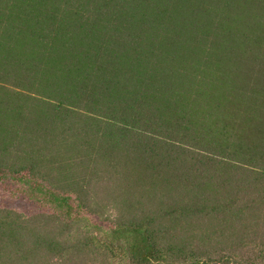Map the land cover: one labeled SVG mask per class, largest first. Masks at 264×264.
<instances>
[{"label": "trees", "instance_id": "1", "mask_svg": "<svg viewBox=\"0 0 264 264\" xmlns=\"http://www.w3.org/2000/svg\"><path fill=\"white\" fill-rule=\"evenodd\" d=\"M0 264H264V0H0Z\"/></svg>", "mask_w": 264, "mask_h": 264}, {"label": "rangeland", "instance_id": "2", "mask_svg": "<svg viewBox=\"0 0 264 264\" xmlns=\"http://www.w3.org/2000/svg\"><path fill=\"white\" fill-rule=\"evenodd\" d=\"M103 225H107L108 224V221L107 220H104L103 222H101Z\"/></svg>", "mask_w": 264, "mask_h": 264}]
</instances>
